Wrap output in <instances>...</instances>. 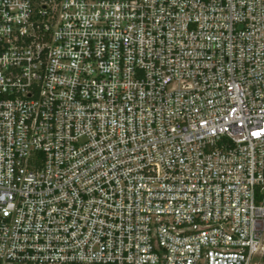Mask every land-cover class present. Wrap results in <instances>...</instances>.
<instances>
[{
  "label": "built area",
  "instance_id": "obj_1",
  "mask_svg": "<svg viewBox=\"0 0 264 264\" xmlns=\"http://www.w3.org/2000/svg\"><path fill=\"white\" fill-rule=\"evenodd\" d=\"M0 264H264V0H0Z\"/></svg>",
  "mask_w": 264,
  "mask_h": 264
}]
</instances>
